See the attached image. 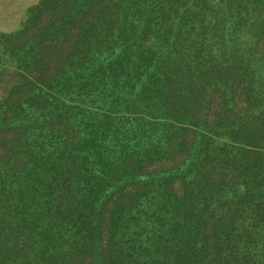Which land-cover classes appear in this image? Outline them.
<instances>
[{"label": "trees", "instance_id": "16d2710c", "mask_svg": "<svg viewBox=\"0 0 264 264\" xmlns=\"http://www.w3.org/2000/svg\"><path fill=\"white\" fill-rule=\"evenodd\" d=\"M22 12L0 27V264H264V0Z\"/></svg>", "mask_w": 264, "mask_h": 264}, {"label": "rangeland", "instance_id": "374dc122", "mask_svg": "<svg viewBox=\"0 0 264 264\" xmlns=\"http://www.w3.org/2000/svg\"><path fill=\"white\" fill-rule=\"evenodd\" d=\"M39 0H0V23L3 30L15 27L23 17L24 8ZM16 15H19L16 17ZM6 28V29H4Z\"/></svg>", "mask_w": 264, "mask_h": 264}]
</instances>
